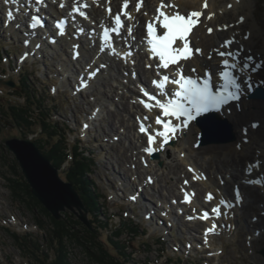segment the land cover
<instances>
[{
  "label": "rangeland",
  "instance_id": "1",
  "mask_svg": "<svg viewBox=\"0 0 264 264\" xmlns=\"http://www.w3.org/2000/svg\"><path fill=\"white\" fill-rule=\"evenodd\" d=\"M227 1L229 0H219L218 2L222 5ZM254 1V15L261 28L260 36L256 37L255 49L260 51L264 48V0ZM1 11L2 14L5 12L3 8ZM1 16L2 19L6 17L5 14ZM247 30L246 25L244 32H247ZM226 37L229 38L228 35H224L220 39L223 40ZM20 39H23V36H19L18 33L9 36V29L6 32L5 28L1 29L0 109L8 107L10 104L19 105L25 102L26 93L21 89L23 83L20 84L23 81L22 74H25L27 76L25 83L34 90L37 103H42V107H45L46 111H51L50 118L54 123L59 124L61 133H66L69 144H78L84 152L92 153L91 156L94 158L92 171L86 173V176L94 183L97 192L101 194V197L98 198L100 206L98 214L100 215L101 212L105 211L110 218V225L107 229H103L98 234L97 230H100V228L94 226L93 232H96L97 237H100L103 241H107V236L112 235L111 229H114L116 225L119 226L123 221L133 224V228L138 227V232L123 228L120 236L114 235V240L127 244V257H130V254L133 256L132 262L121 256V259L126 260V264H174L179 261L183 264H264V253H262L264 250V189L243 184L248 200L239 210L236 223L238 224L237 230H233L235 235L218 234L214 240L215 245L213 247L207 246L206 225L195 223L184 212V208H181L178 204L183 202V196L179 192L178 185H174L175 179L182 176L184 172H188V178H192L191 171L180 164L171 169L170 174L166 173L167 178L161 174L158 180L151 182L146 172L148 166L144 160L136 156L138 150L130 147V143L135 139L133 136L134 130H130L127 126L128 121L129 123L133 121V110L131 108L129 110V107L124 110L122 104L127 102L126 99L120 98V92H125L128 96H131V93L126 92L128 89L121 86V89L117 90L119 83L112 80L108 74L104 76L106 78L80 92L74 74L71 72L68 75L69 78L64 79L63 75L66 71L62 70L61 72L60 70L62 67L59 60L64 57V54L67 57L72 55L71 50L67 49L64 42L63 50L58 54L48 51L43 56H38L40 58L37 62L27 61L21 69L16 60L26 50V45ZM80 65L84 67V63L79 62L70 65V69L76 71ZM120 71V78L124 79L122 76H127V71L124 68H121ZM132 75H138L137 79L141 78V80L147 81L146 75L140 73V71L137 74L135 71ZM4 80H11L16 86H11L5 83ZM124 81L126 83V79ZM17 84H19L18 88ZM137 85L131 83L130 88L139 89ZM119 116L120 118H118ZM86 121L95 123L87 134L84 132ZM109 121H112L111 126L113 125V127H110ZM121 121L125 122L124 126H122ZM23 127H26V125L22 124ZM22 128H19L10 119V115L6 116L0 113V152L3 146V151L6 150V139L15 136L25 138L21 135L20 129ZM22 130L26 132L27 137L33 140L42 136L38 125L33 128L26 127ZM122 133L123 135L127 134V136L123 137ZM260 134L264 135V129L260 130ZM120 138L122 139L120 140ZM132 145H135V143L133 142ZM203 151L201 150L198 153L197 150L195 158L205 166L204 173L208 174L209 171L216 179H219L221 170L229 169L235 164L233 160L225 159V153L220 154L217 158L214 157L213 153L212 157L214 158L210 161V155ZM8 152L16 160V156L12 152ZM43 153L45 154V152ZM242 160L246 162L245 158L236 161L241 166L240 168H242V164L245 165ZM160 161L156 162L158 164L157 169L163 166ZM16 163L22 174L17 160ZM67 166L68 161L60 169V175L66 182H70L64 177V170ZM14 171L16 170H13L8 163H3L0 157V264H42L40 260L42 258L43 262L49 264V260H52L49 252L50 246H54V251L55 247L58 251L63 246L61 251L67 253L72 264H101V261L95 257L98 255L95 247L90 243L88 244L89 247H93L92 249L95 250L96 255H92L87 252L89 249H86L85 244L82 242L92 238L88 233H79L81 241L74 240V242L71 239L72 242L70 240L68 242L66 241L68 237L63 236V244L50 242L46 227H53V225L50 223L48 215L30 198L24 186L22 192L20 191L22 199L15 196L9 184L11 183L13 186V184L18 183L17 176L13 174ZM160 172L162 171L160 170ZM158 176H160V173ZM9 177L13 181L11 179L9 181ZM147 181L149 182L148 185H146ZM234 184V182L227 184L231 194H233ZM20 187L22 188L21 185ZM16 189L19 191L17 187ZM198 193L201 199L204 200L206 189L199 186ZM32 195L35 197L33 193ZM133 197L135 198L133 199ZM86 208L88 209L87 206ZM66 213L74 214L67 209L62 212V218ZM74 216L79 219L76 214ZM101 216L105 217L103 214ZM35 217L41 219L45 227L40 228L37 226ZM80 222L82 223L81 220ZM83 225L87 227L85 224ZM92 225L96 224L92 223ZM257 229L260 236L255 235ZM80 230H83V228L81 227ZM44 236L45 240L43 239ZM252 237H255V239H252ZM29 240H32V242H29ZM115 247L117 249L114 250V253L118 254L119 248ZM219 249L220 252H218ZM170 258L173 261L170 262Z\"/></svg>",
  "mask_w": 264,
  "mask_h": 264
},
{
  "label": "bare ground",
  "instance_id": "2",
  "mask_svg": "<svg viewBox=\"0 0 264 264\" xmlns=\"http://www.w3.org/2000/svg\"><path fill=\"white\" fill-rule=\"evenodd\" d=\"M218 1L219 0H207L208 7L203 8L205 0H175V3L179 6V9L182 12L184 11L188 13L192 10H201L203 12V14L199 17V23L195 26V30L192 35L193 43L196 47L199 46L202 49L203 57L195 54L192 59L181 62L180 64L184 65L186 71L188 70L189 66H194L197 69V73H200L203 71L204 65H208L210 69L214 71L217 69V66L220 65L221 60L224 58L223 56H219L216 51H213L214 49H218L219 51L224 52L239 50V55L242 60L240 63H238L237 70L243 82L247 81V83H245L247 92H250V89L253 85L255 87L264 89V48L260 51L255 49L256 37L260 36L261 34V28L254 15L255 1L239 0L238 2V0H229L222 5H220ZM56 2L57 4H59L60 2H64L66 6L71 3L75 7L79 6L80 8L83 7L84 3H87L88 7H83L82 11L88 13L90 17L98 24L102 21L103 23L110 22L115 13H118L121 10L124 0H79V4H76L74 0H56ZM164 2L168 3V0H164ZM138 3L141 4L139 10H137L136 7ZM160 3L161 0H128V13H130L132 17V19L128 21L130 25L133 26V30L131 35H126L128 38L127 41H129L130 43L128 47L122 46L119 51V54L121 56L115 54L114 57H111L109 52L105 49L104 45L98 40L95 34H92L91 41L95 43L96 52L98 54L97 57H93V55L89 56L90 50L86 48L85 43L80 41V39L75 38V40L73 41L71 39V46L69 47L72 49L73 53L76 49H79L81 52V56L83 57V61L85 62L87 70L82 75V78L85 81L84 87L87 84L94 85L98 83L101 79L106 78L104 77L105 75L109 74L112 80L119 83V86L116 88L117 90H120L121 86H123L124 89H128L127 91H125L131 93V96H128L125 92H120V98L126 99L127 103L122 104L124 110H126L127 107H129V110H133V121H131L132 123H129L128 121L127 126V128H130V130H134L133 136L135 139H132L133 141L130 143V147H134V149H137L138 152L136 153V156L145 161V164L148 166L146 172L148 177L152 179V182H154V180H158V177L160 178L161 174L167 178V174H170L171 169L176 168L180 164L186 166L188 171H191L192 178H188V172H184L182 176L176 177L174 185H178L177 187L179 188V192L183 194L182 199H185V195L189 191H193V193L195 194V198L190 203V205L186 204L185 202H180L178 204L181 208H184V212L188 216L192 217L195 223L205 224L208 228H210L212 227L213 223L216 222V220L214 216L208 219L207 222H204L202 220L203 213L200 212L206 210L205 204H212L213 206H211L214 208L217 204H219L220 200L223 197L229 196L230 193L227 184H230L231 182H234L237 185L239 184V182L243 183V181H245L246 183V181H256V178L259 177L261 179L264 178V135L260 134V130L264 129V98H248L245 96L240 103L233 104L232 106L223 109L220 112L221 116L227 118L228 121L233 125L236 135L235 140L222 143L211 142L209 145L203 144L198 147V142L200 140L202 130L196 123H192L189 129L185 130V132L183 133H180L175 138L173 144H165L163 150L160 151L161 154L159 159L150 160V154L145 151V148L147 147L144 143L145 134L138 130V126L136 127V122L139 123L140 121H142L141 119L144 120V118L147 117V120L150 121L149 126L156 129L157 124L153 121L154 114L156 113V108L145 109L139 102V99L142 97L141 91L131 89L130 84L139 83L142 85V87L148 85L147 83H143L141 78H136L134 80V78L132 77V73L135 70L138 73L140 71V73L146 75V80L149 82V85L153 78H161V76L157 75L158 63L155 59L152 60L148 58V54L145 51L146 47L144 44L145 24L156 14V9L160 5ZM229 5H231V7H229ZM109 8H111V14H109ZM55 11L59 15H62V10H58L56 8ZM3 14H5V16H9L8 26L19 24L20 15L14 8L6 10V13L4 12ZM3 14L0 10V33L1 29L5 28L6 30L1 16ZM208 14H213L211 19H207ZM241 16L244 17V21L242 23L239 22V18ZM80 22L82 26L85 27V21L80 20ZM224 25H228V27L225 29L223 27ZM246 25L248 27V30L247 32H244V27ZM207 28H211L212 32L209 33L206 30ZM15 32H17V29L15 30V28H12L11 31H9V34L14 36ZM74 32L75 30H73L72 34ZM245 34H248L247 39H244ZM224 35H228L229 38L226 37L223 40L222 38L220 39V37ZM232 38H234V43H232L228 47H222L223 42L226 39ZM62 41L64 42V38L59 39L56 44H50L39 38L36 39L35 37H32L28 40L24 60L28 59L27 56H43L48 51H52L54 54H58V52L63 50L65 44H63ZM36 45H39V47H37ZM76 45H78L79 47L75 48L74 46ZM130 49L136 50L134 58H129L126 55V52ZM209 52H211L212 54V59L210 61L205 59V57L208 56ZM117 56L119 57V59L116 58ZM248 56H252L253 60H247L246 58ZM116 59L120 61H117ZM135 60L138 61L136 63H133L135 62ZM59 62L63 71L66 70V73H64L63 75L64 79H68L67 76L69 73H71V59L64 54V57L61 58ZM146 63L148 65H146ZM245 63L250 65L251 67L249 69L247 68L246 70L241 71L240 66ZM101 64L106 65L108 71L106 70L107 68H105L104 70L102 69V71L97 72L96 68H100V66L102 67ZM257 65H260V67L257 68ZM120 66H123L124 70L128 71V76H122L124 79H126V83L123 82L124 79L120 78ZM253 68H256V70L253 71ZM169 72L170 74H173V69H170ZM163 73H166V71H164ZM249 76H251V80H248ZM77 82L81 84V81ZM171 86L174 87V85L170 84L168 88L172 89ZM111 87L113 88V86ZM138 117L140 118V121H138ZM118 118H120V116ZM111 122L112 121H109V125L110 127H113V125L111 126ZM85 123L88 122L86 121ZM252 123L258 124L259 127L255 129L250 128L249 125ZM94 124V122H89L87 124V127H85L84 131L85 134L89 133L90 129L94 127ZM124 124L125 122H122V126H124ZM245 127L248 128L247 142H245L244 134L241 131V129ZM121 135L123 137L127 136V134L123 135V133ZM129 137L131 138L130 135ZM121 139L122 138H120V140ZM133 142L135 143V145H132ZM160 142L161 141L158 142L157 147H159ZM197 150L198 153H200L201 150H204L203 152H207V154L210 155V161L213 160L214 157L217 158L220 156V154L225 153V159L233 160V162H235V166L233 165V167L229 169L227 168L226 170L223 169V171L221 170V172L218 171L219 179H216L209 171L206 176H203L205 166H203L196 160L195 155L197 153ZM213 153L214 157H212ZM241 158L246 159V162L245 160H242L243 162H245V165L242 164V168H240L241 166H239V163L236 162L237 159ZM159 160L162 161L163 166L162 168L157 169L156 167H158V164L156 162H158ZM258 160L260 161L259 168L255 166V163ZM160 170L162 172H160ZM158 171L160 173V176H158ZM235 171H237V173H235ZM120 178H122L123 181L126 182L122 176H120ZM185 181H187V183H185ZM199 186L206 189V194L215 191L217 195L215 200H209L206 196L205 200H202L201 196L198 193ZM252 186L259 189L261 188L258 187L256 183H253ZM262 189H264V186ZM247 198V196L244 198V203L247 202ZM239 210L240 207L237 206L236 209H233L230 212V214L225 215L223 213V216L217 219V222L220 223V227L222 229L221 235H235V232L233 230H237L238 224L236 225L235 229H233V227L234 224L237 223ZM218 233L219 231L217 230L208 233V236H210V238L208 239L207 246L213 247L215 245L214 240L217 237ZM259 234L260 232L259 230H257L255 232V235L260 236ZM252 239H255V237H252Z\"/></svg>",
  "mask_w": 264,
  "mask_h": 264
},
{
  "label": "snow or ice",
  "instance_id": "3",
  "mask_svg": "<svg viewBox=\"0 0 264 264\" xmlns=\"http://www.w3.org/2000/svg\"><path fill=\"white\" fill-rule=\"evenodd\" d=\"M39 3H44V0H38ZM53 3L56 0H52ZM76 4H79V0H74ZM239 2V0H238ZM141 4H137V10H139ZM60 8H64L65 4L60 3ZM83 7L87 8L88 4L85 3ZM128 0H124V8L127 9ZM207 0L203 4V8H207ZM231 7V5H229ZM74 11L78 12L80 16L87 19V14L84 11H81L80 7H76ZM109 14H111V8L108 9ZM125 15L128 16V19H132L130 13L125 12ZM203 14L201 10H192L186 14H182L179 6L175 3V0H168V3H165L164 0H161L160 5L156 9V14L151 20L146 23L147 29V45L149 51L153 57H158L160 63L157 65V75L161 76L160 80H153L152 86L159 89L157 95H152L147 90L142 89L143 95L148 97V100H141L144 103L146 108L151 109L152 107H157L161 110L162 116H158L155 120L157 125H162V130L157 128L155 134H149L147 137L148 147L145 148V151L149 154L153 153L156 150H163L165 144L169 140L174 139L177 133H183L188 129L189 124L192 121H195L204 113L216 110L219 111L225 105H228L231 101H239L241 98L242 92V83L240 82V77L236 75L232 70L237 69V61L239 59V50L233 51H219L214 49L219 56L231 57L230 59H223L221 64L217 66L215 75L222 78L223 84L216 89L213 84V71L208 65L203 66V71L197 73V69L194 66H189L187 72H185L184 65L180 64L181 60L188 61L193 56V50L190 46V41L187 39L192 28L199 23V17ZM147 15V14H146ZM213 14H208L207 19H211ZM39 19V17H36ZM244 17L239 18V22L242 23ZM114 23L116 27H113L111 31L119 32L123 28V22L121 20V14H117L114 17ZM225 29L228 25L223 26ZM209 33L212 32L211 28L206 29ZM81 33L84 32V28L79 29ZM132 28H128V35H131ZM104 38L107 42L110 39L109 31L107 28L104 30ZM59 35H64V28L60 26ZM248 38V34H245L244 39ZM177 41H180V44L176 47L173 45ZM55 40H53V43ZM27 43V41H26ZM234 43V38L226 40L223 42L222 47H228ZM39 47V45H36ZM78 48L79 46H74ZM196 54L203 57L202 49L197 46ZM113 55H115V49H112ZM129 51L126 55H131ZM78 56L79 53L77 52ZM207 60L212 59V54L209 52L208 56L205 57ZM247 60H253L252 56H248ZM170 65H178L173 74L161 73L160 69H168ZM250 65L243 64L240 66V70H246ZM106 67V65L102 66ZM150 67V65H149ZM260 65H257V68ZM256 68H253L255 71ZM94 75V73H93ZM248 80H251V76L248 77ZM244 83H247L245 81ZM175 85V88L169 89L168 85ZM250 86V85H249ZM149 101H154L155 103H150ZM168 118V119H164ZM140 121V118H137ZM147 117L144 118L146 120ZM173 120L175 123H173ZM87 127V125H85ZM250 128L259 127L258 124L252 123L249 125ZM139 131L144 133L147 131V127L140 121ZM242 133L244 134L245 142H247V132L248 128H242ZM157 138H162L158 149L154 148L152 145L155 143ZM194 171V170H193ZM151 178H149V181ZM249 183H262L259 180L248 181ZM187 183V181H185ZM237 198H240L239 191H236ZM135 197H133L134 199ZM212 194H208V199H212ZM190 197L185 196V201L190 202ZM220 205H227L229 202L221 199ZM215 213L216 216H220V206L214 207L211 210ZM209 212L205 211L202 218L208 219ZM191 218V217H190ZM216 229V224L213 223L212 227L207 229L205 236L208 233L214 232Z\"/></svg>",
  "mask_w": 264,
  "mask_h": 264
},
{
  "label": "trees",
  "instance_id": "4",
  "mask_svg": "<svg viewBox=\"0 0 264 264\" xmlns=\"http://www.w3.org/2000/svg\"><path fill=\"white\" fill-rule=\"evenodd\" d=\"M22 75L23 81H21L20 84L23 83L21 89L24 93H26V96L24 95L25 102L19 105L10 104L6 108L2 107L0 109V113L5 114L6 116L10 115V119L14 123H16L19 128H22V124H25L26 127L29 128H33L35 125H38V127L40 128V134L42 136L40 138H36L35 140L39 147L43 150V152H45L46 156H48L49 159L54 163V165L59 169H61L65 162L68 161V166L64 170V177L66 178V180L72 182L79 191L85 205L89 209L91 222L93 224H96L93 225V228L95 229L94 226H96L97 228L99 227L100 230H97V233L100 234L103 229H107L109 227L110 218L105 211L101 212L100 215L98 214V211H100L98 198L101 197V194L97 192L96 187H94V183L86 176V173H90V171H92V164L94 163V158L93 156H91L92 153L84 152L82 147L78 146V144H69V142L67 141L68 137L66 136V133H61L59 124L54 123L52 118H50L51 111H46L45 107H42V103H37V98L35 96L36 94H34V90L26 85L27 83H25L27 76L25 74ZM18 87L19 84H17V88ZM22 129H20L22 132V137H27L26 132ZM3 150L4 146L2 147V150L0 152V157L3 160V163H8L13 170H16L13 172V174L17 176L16 179L18 180V183L13 184V186L11 183H9L11 188L13 189L15 196L22 199L20 191L22 192L24 186L30 198L46 212L50 219V223L53 225V227H46V233L48 238H50L49 240L51 243L60 242L61 244H63V236L68 237L66 241H71V239L73 241L80 240L79 233H88L92 236V238H89L88 240L82 242L85 244L86 249H89L87 252L92 255H96L95 250L92 249L93 247H89L88 244L90 243L95 247L98 254L95 257L96 259L101 261V264H126V260L123 257L128 258L129 262H132L133 256L130 254V257H127V244H124L121 241L114 240V235L117 237L120 236L122 234L123 228L138 232V227L133 228V224H129L127 221H123L119 226H114V229L112 228L110 231L112 235L107 236V241H103L102 239H100V237H97V233L95 232V234L93 232L94 230L85 227L80 222V220L77 219L72 213H66L63 215V218L61 220H56L52 216V214L42 205V203L32 195L30 191V185L20 173L16 160L8 151ZM10 179L11 178L9 177V181ZM11 181H13V179H11ZM20 185L22 186V188L20 187ZM16 187L19 189V191L16 189ZM101 208H103V206H101ZM102 214L105 216L104 218L101 216ZM35 219L40 228L44 226V222L41 219H38L36 217ZM81 227L83 228V230H80ZM29 242H32V240H29ZM110 246L112 247L111 249ZM115 246L119 248L118 254L114 253V250L117 249ZM62 247H60L58 251L56 250V247L54 251V246L49 247V252L52 257V260H49V264H72L67 253L61 251ZM99 256H101V258H99ZM121 256H123V259H121ZM40 260L42 264H46L42 261L43 258ZM169 260L170 262L173 261L172 258H170ZM174 264L183 263L179 261L178 263Z\"/></svg>",
  "mask_w": 264,
  "mask_h": 264
},
{
  "label": "water",
  "instance_id": "5",
  "mask_svg": "<svg viewBox=\"0 0 264 264\" xmlns=\"http://www.w3.org/2000/svg\"><path fill=\"white\" fill-rule=\"evenodd\" d=\"M9 84L15 86L13 82H9ZM249 97L264 98V89L258 88ZM197 124L203 132L201 145L236 139L233 125L217 112L201 116L197 120ZM5 145L6 150L16 156L22 174L31 187V192L55 219H61L62 212L69 209L78 216L83 224L93 230L89 211L77 188L72 182H66L61 177L59 168L53 165L35 140L30 137L18 138L15 136L6 139ZM158 156L157 153L153 154L154 158Z\"/></svg>",
  "mask_w": 264,
  "mask_h": 264
}]
</instances>
